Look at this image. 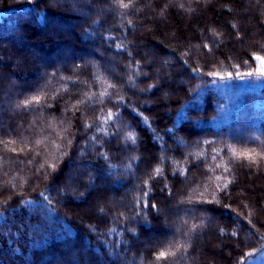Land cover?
I'll return each mask as SVG.
<instances>
[{
    "label": "trees",
    "instance_id": "1",
    "mask_svg": "<svg viewBox=\"0 0 264 264\" xmlns=\"http://www.w3.org/2000/svg\"><path fill=\"white\" fill-rule=\"evenodd\" d=\"M81 1L0 0V264H264V0Z\"/></svg>",
    "mask_w": 264,
    "mask_h": 264
},
{
    "label": "rangeland",
    "instance_id": "2",
    "mask_svg": "<svg viewBox=\"0 0 264 264\" xmlns=\"http://www.w3.org/2000/svg\"><path fill=\"white\" fill-rule=\"evenodd\" d=\"M88 0H82L81 1V3L82 4H88ZM72 10L73 11H79V12H81L82 10L81 9H77V7H75V5L73 6V8H72ZM94 10L96 11V12H102V13H104V12H106L107 11V8H103V7H98V6H94ZM54 21V22H53ZM61 21H58L57 19H55V20H52V22L50 23V24H48L47 25V27L45 28V30H49L50 32H53V34H54V30H56V29H61V30H63L62 29V25L63 24H61L60 23ZM69 27H70V30L73 28L71 25H69ZM14 43H15V45H17V46H19V47H21L22 48V50H23V52L26 54L27 52H29V53H31V56L32 57H37V56H41V54H42V52H44V51H41L42 50V48H43V44L42 45H32V44H30L29 43V41H28V39H26V37L25 36H23L22 37V39H16V40H14L13 41ZM89 47H93V48H95V46L92 44V45H89ZM45 49H47V47L45 46L44 47ZM64 48V47H63ZM59 49L58 50V55H52V53H53V51H52V49H51V51H45V52H47L46 53V58L47 57H49V58H51V59H54L55 61H58V62H60L62 59H65V60H67L69 57H71L72 55H74V56H77V54H79V51H76L75 49H70V51H65V48L64 49ZM34 52V53H33ZM49 52L51 53V54H49ZM64 60V61H65ZM261 63H262V68H261V70L259 71V75L257 76L258 78L257 79H260V81L259 82H255V84L257 85V86H259V87H262V86H264V75H261L260 73L261 72H264V61H261ZM16 83V82H15ZM17 84V83H16ZM19 84V83H18ZM127 85H129V83L127 82ZM142 92V91H141ZM72 167V166H71ZM72 176H74V175H72ZM255 185H257L256 184V182H255ZM164 212H165V210H164ZM163 212V213H164ZM216 220V218H214V217H212L211 218V221H215ZM166 228H165V232H162L161 233V237H163V238H166V239H168V238H171L172 237V235H171V233H172V231H173V228H175L176 229V225H175V223H169V224H166V226H165ZM178 228V227H177ZM168 230H169V232H168ZM176 231H177V229H176ZM153 232L151 233V236H153ZM206 241V239H204V238H201V236L199 237V246H198V250L197 251H199V254L200 253H202L203 252V245H204V242ZM226 243H228V242H225V241H223L222 242V244L221 245H218L217 246V249L220 251V252H223V253H226V254H228V252L226 251V249H225V244ZM197 253V252H196ZM203 256V255H202Z\"/></svg>",
    "mask_w": 264,
    "mask_h": 264
},
{
    "label": "snow or ice",
    "instance_id": "3",
    "mask_svg": "<svg viewBox=\"0 0 264 264\" xmlns=\"http://www.w3.org/2000/svg\"><path fill=\"white\" fill-rule=\"evenodd\" d=\"M124 6L126 7L127 5H124ZM255 59H256V60L264 61V57H260V56H256ZM260 74H261V75H264V72H261ZM248 75H252V73H249ZM130 79H131V78H130ZM37 102H38V99H37ZM25 106H27V105H25ZM108 118H109V119L112 118V114H111L110 112H109V114H108ZM129 137H130L131 139L134 140V137H132L131 134H129ZM248 158H249V159H252V157H251L250 155L248 156ZM156 174H159V169L156 170ZM226 186H227V185H225V187H226ZM145 195H147V193H145ZM145 206H146V205H145ZM153 207H155V205H153ZM164 256H165V253H164V252H161L157 258L159 259V258L164 257Z\"/></svg>",
    "mask_w": 264,
    "mask_h": 264
}]
</instances>
